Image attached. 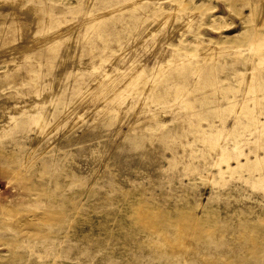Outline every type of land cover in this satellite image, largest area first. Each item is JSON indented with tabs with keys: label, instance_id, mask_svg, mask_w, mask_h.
I'll list each match as a JSON object with an SVG mask.
<instances>
[{
	"label": "rangeland",
	"instance_id": "rangeland-1",
	"mask_svg": "<svg viewBox=\"0 0 264 264\" xmlns=\"http://www.w3.org/2000/svg\"><path fill=\"white\" fill-rule=\"evenodd\" d=\"M0 264H264V0H0Z\"/></svg>",
	"mask_w": 264,
	"mask_h": 264
},
{
	"label": "bare ground",
	"instance_id": "bare-ground-1",
	"mask_svg": "<svg viewBox=\"0 0 264 264\" xmlns=\"http://www.w3.org/2000/svg\"><path fill=\"white\" fill-rule=\"evenodd\" d=\"M252 88V87H251Z\"/></svg>",
	"mask_w": 264,
	"mask_h": 264
}]
</instances>
